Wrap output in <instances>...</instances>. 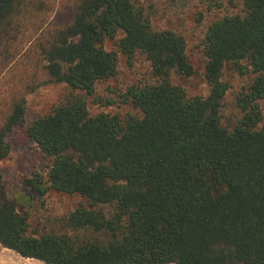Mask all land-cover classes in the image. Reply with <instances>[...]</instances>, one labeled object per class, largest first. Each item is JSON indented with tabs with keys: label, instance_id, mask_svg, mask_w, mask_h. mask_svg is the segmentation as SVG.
Returning a JSON list of instances; mask_svg holds the SVG:
<instances>
[{
	"label": "trees",
	"instance_id": "16d2710c",
	"mask_svg": "<svg viewBox=\"0 0 264 264\" xmlns=\"http://www.w3.org/2000/svg\"><path fill=\"white\" fill-rule=\"evenodd\" d=\"M44 7L0 0V77L20 70L0 96V245L44 264H264V0H243L239 14L207 26L205 96L173 82L194 75L186 41L153 30L138 1L70 0L66 22H46L24 40ZM118 54L127 63L143 57L152 81L108 100L137 113L91 115L88 99L116 77ZM226 68L239 85L225 81ZM57 84L58 102L26 125V97ZM15 128L48 162L24 187L81 197L41 230L3 188Z\"/></svg>",
	"mask_w": 264,
	"mask_h": 264
},
{
	"label": "rangeland",
	"instance_id": "374dc122",
	"mask_svg": "<svg viewBox=\"0 0 264 264\" xmlns=\"http://www.w3.org/2000/svg\"><path fill=\"white\" fill-rule=\"evenodd\" d=\"M47 7L40 12L38 19H32L25 25V39L31 41L38 29L44 23L61 24L69 16L70 0H45ZM147 8L151 16L153 30H170L184 37L186 53L193 67L194 75L190 79L179 76L173 77V82L184 87L189 96H205L207 84L204 80L205 58L201 49V40L207 26L217 18L225 15L239 14L243 0H222L221 9H209L200 0H136ZM48 24V25H49ZM48 28V26L46 27ZM30 43H19L18 48H27ZM107 50H115L113 42H107ZM117 75L104 84L97 86L95 95L88 99V110L91 115L103 112L107 114L137 113L135 110L119 103L108 105V100L114 99L113 91L125 89L129 84L138 80L151 82V69L143 57L137 56L131 63L118 54ZM13 73L7 71L0 77V96H6L7 81ZM225 81L234 86L241 83L237 76H233L230 68H226ZM64 85H48L26 97V125L31 124L35 117L47 113L56 104L64 91ZM262 113L261 124H264V101H259ZM11 151L7 159L2 162L3 188L9 200L16 208L30 216L31 228L41 230L47 221L54 217L65 215L81 201L79 195L49 192L44 197L34 195L24 187L23 181L33 172L45 175L48 167L46 159L42 158L36 146L27 139L24 128H15L8 136ZM0 264H44L43 262L20 257L15 252L0 245Z\"/></svg>",
	"mask_w": 264,
	"mask_h": 264
}]
</instances>
